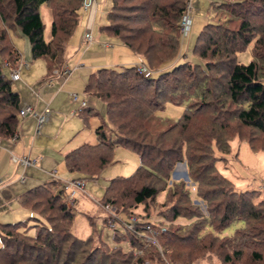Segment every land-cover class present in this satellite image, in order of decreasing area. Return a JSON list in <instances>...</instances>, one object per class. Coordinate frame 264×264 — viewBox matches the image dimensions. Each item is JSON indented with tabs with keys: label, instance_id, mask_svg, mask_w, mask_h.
<instances>
[{
	"label": "trees",
	"instance_id": "16d2710c",
	"mask_svg": "<svg viewBox=\"0 0 264 264\" xmlns=\"http://www.w3.org/2000/svg\"><path fill=\"white\" fill-rule=\"evenodd\" d=\"M82 1L0 0V138L18 132L22 117L20 93L5 68L18 69L22 61L11 31L29 39L33 58L46 61L47 75H58L68 63ZM44 3L53 15L48 39ZM188 4L113 0L108 23L101 26L150 68L145 74L137 64L106 65L92 72L85 92L105 103L111 126L104 121L96 128V143L65 153L73 178L87 179L112 161L115 146L139 152L134 172L112 178L101 198L102 205L130 217L118 216L125 231L112 227L116 244L109 245L96 228L86 238L76 235L75 201L70 204L61 180L51 179L19 195V203L33 211L28 219L0 221V264H194L201 253L209 259L220 254L219 264H264V198L258 189H236L218 165L235 138L264 150V0L213 2L216 19L205 24L193 47L205 64L176 62ZM251 41L254 58L239 62L238 51ZM165 101L187 102L182 116L157 114ZM96 113L88 104L78 114L88 120ZM182 162L189 180L172 179ZM236 219L244 226L222 234ZM207 225L214 228L205 230Z\"/></svg>",
	"mask_w": 264,
	"mask_h": 264
},
{
	"label": "rangeland",
	"instance_id": "374dc122",
	"mask_svg": "<svg viewBox=\"0 0 264 264\" xmlns=\"http://www.w3.org/2000/svg\"><path fill=\"white\" fill-rule=\"evenodd\" d=\"M224 1L230 0H205L204 4H201L198 1L196 2V4L199 3V6H197L194 11L190 12L191 17L193 18L192 27L189 35H183L181 50L176 60L177 63L182 62L184 60H190L194 63L205 64V61L193 52V47L197 36L203 30L205 24L209 21L216 19L214 14L215 10L212 6L213 2L220 3ZM99 2L101 4L99 5V13L97 16L90 19L89 24H87V19L83 20L85 12L81 11V23H79V28L76 32V34H78L79 31L81 32V30H83V33L85 34L86 30L91 31L95 39L91 43L85 42L84 46L78 45L77 49H74L70 43L69 49H71L72 52L71 56L68 59V64L72 66L64 67V69H70L71 71L77 67L86 68V76L84 75L85 81H81L80 75H76L77 80H74L75 84L73 85V88L75 89H66L67 93L77 92V98L70 96L69 93L67 94L70 105L64 111L65 115H63V117H60V119L64 121L66 115H68V113H71L72 116L70 114L69 115L71 116L72 121L74 119H78V121H80V125L75 129L74 132L69 134V137L65 141L62 139L63 136L64 138L66 136L64 130L61 133L60 139L58 141H54L50 137H46V139L41 143H34L33 147L41 146L43 154H51V152L59 150V152H57V155L62 158L65 157V155L62 156V154L59 153H62L64 151V148L72 149L80 146L85 142L96 143L98 141L96 128L104 121L107 122L108 126H111V123L107 115L105 103L97 97L87 95L84 92L85 86L86 84H88L90 75L92 72L96 71L97 68L100 66L110 65L122 67L134 64L132 62L122 61V53L120 54V52L115 50V48L119 47L117 36L112 35L108 31L101 29L102 25L108 23V13L112 9L113 0H100ZM41 14L45 23V37L48 39L51 35L53 15L51 9L45 3L41 6ZM14 33L15 34L13 35V40L15 42V45L22 52V59H25L22 60V66L30 64L34 60H36L32 63L31 66L34 67V70L40 69V71L42 70V73H44L46 70L45 64L41 63V61L43 62L44 59L33 58L29 39L22 33ZM109 41H111V43L113 42L112 46L106 45ZM87 45L88 47H86ZM253 47L254 41H251L244 49L239 50L237 53L238 61L242 63L250 62L254 58ZM128 51L130 50L128 49ZM133 53L134 52L131 51L129 52V54ZM123 58L127 59L125 57ZM85 63L86 65H84ZM5 68L7 74L13 77L11 74V69L7 66ZM151 73L153 75H157L158 71L154 70L151 71ZM64 78L66 77L60 76V78H56L54 80H57L61 84L62 81H65ZM22 82V79H19L18 81L15 80L14 86L15 88L17 87V90L26 87V85H24L25 87H23ZM33 87L36 89L35 86ZM83 98H85L88 104L94 105L98 111V113L90 115L88 117V120H84L82 115L72 113L73 110H77L78 112L80 111ZM186 105L187 102L175 103L172 101H165L163 107L157 110V114L178 119L184 113ZM41 134V137H44V135H46V132L43 131V133ZM49 134L52 133L49 132ZM63 142L66 143V145H64L65 147H63ZM32 144L30 143L29 145ZM218 153L219 155H222V153ZM225 156L227 159H219L218 165L221 171L230 179H232L236 189H258L260 192L259 198H264V150L255 151L251 149L247 141H241L240 139L235 138L232 141V150L230 151V153L225 154ZM140 161L141 159L138 151L128 146L117 145L115 146L113 151L112 161L103 167L100 174L96 178L85 179L84 190L80 191V193L77 195L75 203L73 204L72 201L68 200L70 204H73L74 209L76 211V217L73 224V231L76 235L86 238L90 235L93 229L96 228L99 234H103L102 238L106 240L109 245L112 246L116 244V241L114 239V228H112L114 226H111V224H115L116 227L119 228L121 231H125L124 224L120 220H118V216L122 217L124 220H127L130 217L126 213H119V209L117 207H107V205H102L103 203L101 202V198L104 196L106 186L109 184L112 178L117 177L119 175L127 176L132 174V172H134V170L140 164ZM39 166L40 165L38 164L36 166L33 165L28 167H31V172V169H33L34 167L42 168V166ZM21 171L22 174L24 172V166H22ZM59 174L61 175L62 172L60 171V173H56L55 176H59ZM55 176L50 175V178L48 177L49 179L47 180L55 179ZM172 177V179L177 180H180L181 178L189 180L187 165L185 164V162L178 164V167L174 171ZM61 183L63 184L62 181ZM30 187H27V185L25 186V188L27 189ZM159 196L161 200L164 198V194H160ZM8 205L9 204H7V206ZM32 214V210L20 205L19 202L14 201L13 205L9 209H6L4 211L0 210V221L9 222L26 220ZM207 214L209 215V213ZM107 216H112V219L109 223L105 221V218ZM133 216L134 215H131V218H133ZM92 220L94 221L93 223L91 222ZM181 220L184 223L191 222V220L185 218H182ZM194 221L198 222L199 220L195 218ZM30 223L33 224L34 220H31ZM244 224V221L236 219L226 230L223 231L222 234H232L238 227H242L244 226ZM204 228L205 230H210L214 227L212 225H207ZM122 245L125 248H129V243L127 241H123ZM0 246H2L1 236ZM201 252L203 251L197 253ZM221 258L222 257L220 256V254L217 253H215L214 257H211V259H209V257L206 256L204 253H201L198 257L194 259V264H219Z\"/></svg>",
	"mask_w": 264,
	"mask_h": 264
},
{
	"label": "crops",
	"instance_id": "0c3cea01",
	"mask_svg": "<svg viewBox=\"0 0 264 264\" xmlns=\"http://www.w3.org/2000/svg\"><path fill=\"white\" fill-rule=\"evenodd\" d=\"M99 1L100 0H97L96 5L92 9L87 11L83 10L85 12V15L84 19H82H87V24H89L90 19L98 15L99 5H101ZM197 1L201 4H204L205 0H191V12L194 11L197 6H199V3L196 4ZM11 34L13 38V35L15 33L11 31ZM75 34L71 37L70 43L74 49H77L78 45L84 46L86 41L84 39L83 30H81V32L79 31L78 34ZM112 44L113 42L111 43V41H109L106 45L112 46ZM118 44L119 47L115 48V50L120 52V54L122 53V61L132 62L137 65L144 62V60L139 57L134 51H132L131 48L122 44L119 40ZM86 47H88V45ZM127 48L134 53L129 54L130 51H128ZM71 52V49H69V57L71 56ZM123 57L127 59H124ZM35 61L36 60H34L33 62ZM32 63L23 66V63L19 65L18 73L14 78V84L15 80L18 81L19 79H22V85L23 87H25L24 85H26V87L18 90L21 97V105L23 107L26 103H30L34 108V112L27 113L26 115L21 117V125L17 132L18 137L16 138V140H13L12 137L0 138V185L2 186L0 193L1 211L9 209L13 205L14 201L19 202L18 197L23 191L27 189L25 188L26 185L27 187H30L37 185V183H43L50 178V175L55 176L56 173H60V171L62 172V174H59V176H55V179L62 180L73 178L74 176H76L74 172L68 170L65 162V157L60 158V156L57 155V152H59V150L51 152V154H43L41 146L33 147V145L34 143H41L46 139V137H50L52 140L58 141L60 139L61 133L64 130L66 136L65 138L63 136L62 139L65 141L69 137V134L74 132L75 129L80 125V121H78V119H74L72 121L71 113H68V115H66L64 121L61 120L60 117H63V115H65L64 111L70 105L67 94L69 93L70 96L73 97L75 94L77 95V92L67 93L66 89H75L73 88V85L75 84L74 80H77L76 75H80L81 81H85L84 75L86 76V68L77 67L72 71L69 69L70 72L68 73L66 78H64L65 81H62V83L60 84V82L54 80L56 78H60V76L47 75L45 59L43 62L41 61V63L45 64L46 70L44 73H42V70L40 71V69L34 70V67L31 66ZM84 65H86V63ZM71 66L72 65L67 63V67ZM33 86H35L36 89ZM85 94L87 93L85 92ZM84 100L85 98H83V101ZM86 105H88L87 102ZM81 107L83 106L81 105ZM47 109L50 110L49 119L43 124L41 131H38V117L35 113H41L46 111ZM72 113L78 114L79 112L77 110H73ZM43 131L46 132V135H44V137H41V133H43ZM49 132H51L52 134H49ZM30 143L33 144L29 145ZM64 145H66V143L63 144V147H65ZM68 150L70 149L64 148V151L59 154H62L63 156ZM14 155L19 157L28 156L32 160V163L24 166L20 161H16L14 159ZM38 164L42 166V168L40 166V168L34 167L30 172L31 167L28 166H36ZM22 166H24V172L21 174ZM24 174L25 177L23 180L21 176ZM7 204L9 205L7 206Z\"/></svg>",
	"mask_w": 264,
	"mask_h": 264
},
{
	"label": "built area",
	"instance_id": "2783aa9c",
	"mask_svg": "<svg viewBox=\"0 0 264 264\" xmlns=\"http://www.w3.org/2000/svg\"><path fill=\"white\" fill-rule=\"evenodd\" d=\"M96 2H97V0H83L82 1L83 10L87 11V10L92 9L96 5ZM190 12H191V0H189L187 12L181 21L182 35H184V36H187L190 33V30L192 27V17L190 15ZM84 39H85L86 43H91L95 39V37L93 36L91 31L86 30L85 34H84ZM137 66H138V70L140 72L145 73V74L150 73V68L148 67V65L145 62L139 63ZM56 72H57L58 76L66 77L69 73V69H64L63 71H61L62 73H60L59 71H56ZM17 73H18V69L12 68L11 74H12L13 78H15ZM64 75H66V76H64ZM74 97L77 98V95L75 94ZM84 105H86L85 100L82 102V106H84ZM30 112H34V108L30 103H26L21 108V115L24 116ZM49 113H50L49 109H47L46 111L41 112V113H37V112L35 113L38 117V131H41L43 124L46 121H48L49 115H50ZM17 137H18V133L16 132L12 136V138H13V140H16ZM13 157L16 161H20L24 166H27V165L32 163V160L28 156L19 157V156L14 155ZM24 177H25V174L21 176V178L23 180H24ZM61 181L63 182V184H62L63 187L68 192L69 201H72V202L75 201V199L77 198V195L80 193V191H83L84 187H85V179H83V178H79V177L78 178H68V179H62ZM1 187L2 186L0 185V193H1ZM107 207H109V206L107 205ZM133 219H135V218L133 217ZM111 226H115V224H111ZM148 227L150 228V225Z\"/></svg>",
	"mask_w": 264,
	"mask_h": 264
}]
</instances>
